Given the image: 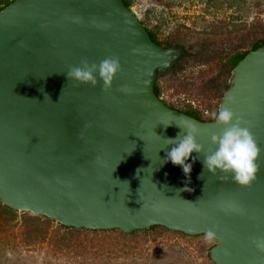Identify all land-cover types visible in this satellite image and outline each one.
I'll return each instance as SVG.
<instances>
[{
  "label": "water",
  "instance_id": "1",
  "mask_svg": "<svg viewBox=\"0 0 264 264\" xmlns=\"http://www.w3.org/2000/svg\"><path fill=\"white\" fill-rule=\"evenodd\" d=\"M185 53L154 42L123 0L4 6L0 202L74 228L130 233L158 225L190 236L212 229L218 238L208 250L213 264H264V252L252 243L264 237V45L234 65L217 104V112L224 106L240 117L260 148L247 187L208 173L196 153L187 177L166 161L173 146L166 139L179 127L194 124L205 151L221 131L213 119L170 107L154 91ZM105 58L121 65L109 89L66 78L82 60ZM185 186L192 191H178Z\"/></svg>",
  "mask_w": 264,
  "mask_h": 264
},
{
  "label": "rangeland",
  "instance_id": "2",
  "mask_svg": "<svg viewBox=\"0 0 264 264\" xmlns=\"http://www.w3.org/2000/svg\"><path fill=\"white\" fill-rule=\"evenodd\" d=\"M129 7L159 40L180 34L170 44L186 52L178 61L182 70L159 78L160 98L175 109L189 106L203 117L212 116L225 88L221 62L252 44L255 27L264 28V0H131ZM206 69L208 74L200 77ZM32 223L27 214L18 213L12 224L0 214V264H211L205 253L212 245L204 235L161 228L146 236L115 230L86 234L81 244L59 251L51 231L39 239V228Z\"/></svg>",
  "mask_w": 264,
  "mask_h": 264
},
{
  "label": "clouds",
  "instance_id": "3",
  "mask_svg": "<svg viewBox=\"0 0 264 264\" xmlns=\"http://www.w3.org/2000/svg\"><path fill=\"white\" fill-rule=\"evenodd\" d=\"M81 64L82 66L70 67L66 78L93 88L100 82L103 89H109L115 75L121 70L117 58H105L98 64H89L85 59ZM212 119L221 126L218 134L213 133L210 136V143L214 146L212 150L205 151L204 146L197 142L198 129L194 124L189 123L184 128L176 125L181 131L176 137L166 139L167 145H173L167 152L166 161L179 166L187 177L192 169V163L187 161L191 158L195 162L197 157H192V154L196 153L197 156L202 155V167L208 173L218 175L221 179L230 177L232 182L242 187L249 186L256 178L260 155V148L253 135L242 125L240 117L228 107L221 106L218 112L212 113ZM178 191L191 192L192 189L185 186ZM227 210L242 212V209L235 206H229ZM203 239L208 245L218 243L212 229L205 231ZM252 243L258 251L264 252V237L255 238Z\"/></svg>",
  "mask_w": 264,
  "mask_h": 264
},
{
  "label": "trees",
  "instance_id": "4",
  "mask_svg": "<svg viewBox=\"0 0 264 264\" xmlns=\"http://www.w3.org/2000/svg\"><path fill=\"white\" fill-rule=\"evenodd\" d=\"M1 1V0H0ZM11 1L13 0H4L2 1V5L0 6V10L6 6L7 4H9ZM124 4L129 7L130 4H131V0H123ZM141 23L145 26L144 24V21H141ZM151 39L160 44V45H166V44H169L170 41L172 40V37L175 36V39L176 40H180L179 39V33H171V38H168V39H164V40H159L155 33L150 30L147 26H145ZM253 33L255 32L256 35H254V41L252 42L251 45H249V47H246L245 49H237L235 50L232 54H230L229 56L226 57V59L224 58V60L221 62L222 66H221V70H222V75H226V78L225 80L223 81V87L226 86L227 84V76L229 75L231 69L234 67V65L250 50L252 49H255L257 47H260V46H263L264 45V36H260L261 34L264 33V28L263 27H255L254 31H252ZM260 34V35H259ZM185 36V35H184ZM188 42V41H186ZM196 42V40L194 41ZM201 43H205V42H200ZM207 43V42H206ZM205 43V44H206ZM187 43H184L183 45H185ZM189 48H192L194 47L193 44L191 45H188ZM180 64L177 62L175 63L172 68L170 69V73L171 74H176L178 72H180L182 69H178V66ZM208 69L206 70H202L200 72V77L202 76H205L208 74ZM168 72V73H169ZM219 74V73H218ZM159 79L156 80L155 82V85H154V91L155 93L160 96V84H159ZM221 93H222V87H221ZM219 93L217 92L216 93V96L218 95ZM168 105V104H167ZM169 106V105H168ZM171 107V106H170ZM181 111L187 113V114H190L196 118H199V119H202V120H210L212 119V116L206 118V117H203L199 111L197 109H193L189 106L183 108V109H180ZM213 112H217V107H215L214 111ZM18 213L24 215V214H27L31 217V219L35 222V223H32L31 225H33L35 228H39V231H40V238L39 239H43L48 232L51 231V234L53 235V238H55V242H54V245L56 247L57 250L61 251L62 249H68L67 247L70 245L73 247L79 245L82 243L83 238L86 237V234H95L97 232H110V231H119L120 233L124 234V235H134L136 233H142L144 236H146L147 234H150L151 232L154 233L156 231L157 228H161L163 230H166L168 232H176V233H180V232H177V231H171V230H168L166 229L165 227H162V226H151L149 227L148 229H145V230H135L133 232H130V233H124L118 229H111V230H99V229H86V228H74V227H70V226H65V225H61L57 222H55L54 220H51L49 219L48 217L44 216V215H33L29 212H19V211H16L14 209H11L9 207H6L4 206L1 202H0V214H4L5 218L7 219L8 222H10L11 224L13 223L14 220L17 219V216H18ZM34 228V229H35ZM181 235H184V236H190V235H186V234H183V233H180ZM199 235H196V236H193V237H197ZM146 238V237H145ZM210 248V247H209ZM209 248L207 249V252L205 253V261L206 262H210L211 264H213V262L211 261V259L209 258V255H208V250Z\"/></svg>",
  "mask_w": 264,
  "mask_h": 264
},
{
  "label": "flooded vegetation",
  "instance_id": "5",
  "mask_svg": "<svg viewBox=\"0 0 264 264\" xmlns=\"http://www.w3.org/2000/svg\"><path fill=\"white\" fill-rule=\"evenodd\" d=\"M170 44V43H169ZM174 45V44H173Z\"/></svg>",
  "mask_w": 264,
  "mask_h": 264
}]
</instances>
